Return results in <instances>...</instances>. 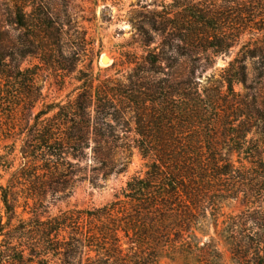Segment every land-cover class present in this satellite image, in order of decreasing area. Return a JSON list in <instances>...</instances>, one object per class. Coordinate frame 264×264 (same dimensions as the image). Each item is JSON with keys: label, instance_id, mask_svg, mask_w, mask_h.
<instances>
[{"label": "rangeland", "instance_id": "rangeland-1", "mask_svg": "<svg viewBox=\"0 0 264 264\" xmlns=\"http://www.w3.org/2000/svg\"><path fill=\"white\" fill-rule=\"evenodd\" d=\"M35 2L41 9L33 11L34 0H29V24L34 25L37 16L50 15L53 20L51 26L46 22L48 26L39 36L33 28L23 29L14 22L12 0H0V184L9 187V199L15 205V212L7 215L0 200V223L4 224L0 226V264H77L78 257L73 261V256L54 252L55 247L73 249V226L58 235L53 231L49 239L40 221L62 211L94 209L114 201L132 176L144 174L149 161L138 147L134 106L121 100L119 84L146 89L152 82L164 84L175 75L178 81L191 79L202 93L208 89L225 111L235 105L232 101L239 102L245 113L254 107L264 110V73L257 57L244 59L243 72L234 78V92L225 82L229 75L237 74L226 70L244 41L260 34L244 30L227 53L204 50L200 38L206 31L190 15L218 9L230 20L242 9L237 0ZM191 33L197 38H189ZM56 34H60L59 42L52 44ZM17 69L34 73L26 96H19L18 87L20 82L28 86L30 76L19 78ZM192 71L195 75L188 77ZM90 84L96 92L107 89L120 99L122 109L102 115L95 103L89 104L84 156L74 174L73 166L67 165L66 174L52 179L42 161L29 154L34 145L29 135L35 115L56 104L73 111V101ZM60 109L55 107L43 118H52ZM228 122L225 114L218 123L219 142L225 138L221 134L225 129L233 132L226 127ZM244 208L241 197L223 204L225 214Z\"/></svg>", "mask_w": 264, "mask_h": 264}, {"label": "trees", "instance_id": "trees-1", "mask_svg": "<svg viewBox=\"0 0 264 264\" xmlns=\"http://www.w3.org/2000/svg\"><path fill=\"white\" fill-rule=\"evenodd\" d=\"M12 1L14 22L20 28H33L39 36L53 24L46 14L29 24V0ZM237 1L242 9L230 20L218 9L190 15L206 31L200 38L204 50L216 54L227 53L244 30L260 34L244 41L227 68V73H237L225 81L230 92L247 56L257 57L264 73V13L257 15L264 12V3ZM40 9L39 4L33 11ZM188 36L197 38V34ZM59 37L54 35L51 43H58ZM17 75L30 76L28 86L20 82L18 87L19 96H26L34 73L17 69ZM194 75L192 71L188 77ZM192 84L191 79L178 81L175 75L146 89L119 84L121 100L134 106L138 147L149 158L146 170L132 176L121 195L102 207L62 211L40 221L49 239L53 231L58 235L73 226V249L55 247L54 252L73 256V261L78 257L77 264H163L164 260L166 264H264V125H260L264 110L254 107L245 113L239 102L232 101L235 105L225 111L208 89L202 93ZM121 100L107 89L96 92L90 84L73 101V111L66 105L47 106L35 115L30 129L34 142L30 156L42 161L52 179L66 174L67 165L73 166L74 174L88 146L87 106L95 103L100 114H117ZM57 106L61 109L52 118H43ZM225 114L231 120L226 127L233 132L225 129L219 142L218 123ZM9 193V187L0 184L7 215L15 212ZM239 197L245 208L225 214V201Z\"/></svg>", "mask_w": 264, "mask_h": 264}, {"label": "water", "instance_id": "water-1", "mask_svg": "<svg viewBox=\"0 0 264 264\" xmlns=\"http://www.w3.org/2000/svg\"><path fill=\"white\" fill-rule=\"evenodd\" d=\"M104 59L106 58V56L103 57Z\"/></svg>", "mask_w": 264, "mask_h": 264}, {"label": "bare ground", "instance_id": "bare-ground-1", "mask_svg": "<svg viewBox=\"0 0 264 264\" xmlns=\"http://www.w3.org/2000/svg\"><path fill=\"white\" fill-rule=\"evenodd\" d=\"M107 61V60H106Z\"/></svg>", "mask_w": 264, "mask_h": 264}]
</instances>
